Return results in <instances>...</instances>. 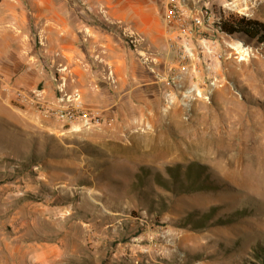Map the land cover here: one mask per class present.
Segmentation results:
<instances>
[{"label": "rangeland", "instance_id": "1", "mask_svg": "<svg viewBox=\"0 0 264 264\" xmlns=\"http://www.w3.org/2000/svg\"><path fill=\"white\" fill-rule=\"evenodd\" d=\"M4 3L0 31L15 28L6 10L28 11L18 22L32 48L19 60L23 45L0 42V264H264V41L217 26L233 14L264 23V0ZM44 8L69 13L83 43L88 24L117 33L141 65L119 92L158 88L159 111L90 107L63 67L48 89L4 75L6 62L42 60ZM105 81L120 89L110 71ZM65 93L78 100L58 107ZM178 165L180 184L194 165L206 187H173Z\"/></svg>", "mask_w": 264, "mask_h": 264}, {"label": "crops", "instance_id": "2", "mask_svg": "<svg viewBox=\"0 0 264 264\" xmlns=\"http://www.w3.org/2000/svg\"><path fill=\"white\" fill-rule=\"evenodd\" d=\"M4 1L22 2L23 0H1L0 4L2 6L5 5ZM28 13L26 10H6L7 17L16 18L15 21L11 22L15 28L7 27L4 31H0V42L9 43L11 41L23 45L19 48V60H23L25 52L32 48L30 43L28 49L25 50V45L30 42V36L25 30L26 27H23L18 22V19H21L22 23L23 19L22 24H25L24 18L28 16ZM54 14L57 13L45 8L34 12L38 21H42L40 32L38 33L40 39L39 49L42 51L39 54V58L42 60L37 63L36 70H34L32 65L28 67L29 61L24 63L21 61L19 68L12 65V63L6 62V74L4 75L20 74L24 81L34 79L38 82H44L45 88L48 89L52 88L53 77H55L54 80L58 78L56 71L63 67L68 70V73H62L59 77L69 78L72 75L74 81L77 80L78 83H81L85 102L90 107L104 108V110L105 108L106 110L112 109L113 113L124 117H129L132 114L131 111H126V106L133 110L141 108L142 111L144 109L148 111L152 109L154 112L159 111L162 104V95L161 90H158V88L155 92L144 95H136L131 90L124 94L119 92L123 87V79L126 73L130 72V67L139 69L141 65L139 58L136 57L133 51L127 49L124 40L117 33L109 31L103 25L94 26L88 24V38L83 37L84 41L88 40V44L83 43L79 36L81 31L79 32L76 26L67 21L71 19L68 15L69 13L63 12V16L57 14V19L53 18ZM133 18L134 24L137 28H140V20L136 19L137 16ZM36 24L39 25V22ZM29 54H26V56ZM30 57L32 59L33 54ZM15 60H18V58L15 57ZM54 66L55 69L53 70L52 67ZM22 69L23 71L20 72ZM108 71L111 72L120 88L110 94L104 91L108 85L105 81ZM144 73L146 72L144 71ZM135 74L139 76L140 69L139 71L135 70L134 76ZM150 84L153 86L155 81H151Z\"/></svg>", "mask_w": 264, "mask_h": 264}, {"label": "trees", "instance_id": "3", "mask_svg": "<svg viewBox=\"0 0 264 264\" xmlns=\"http://www.w3.org/2000/svg\"><path fill=\"white\" fill-rule=\"evenodd\" d=\"M217 26L219 30L229 36H234L236 34L243 35L244 37L258 41L263 42L264 41V23L259 22L254 19H249L245 16H239V15H229L224 16L221 15L220 20L217 23ZM182 166L178 165L176 167H167V173L173 178L174 184L173 187L179 186V188H183L184 192H196L201 191L206 187V184L204 181H199L200 179V171L194 166L189 165L184 171L186 175H189L192 177L190 180L188 179V182L185 184H180V171L182 172ZM159 182H161L162 186L167 187L170 185L166 179H163L159 176ZM199 181V185L196 183Z\"/></svg>", "mask_w": 264, "mask_h": 264}, {"label": "built area", "instance_id": "4", "mask_svg": "<svg viewBox=\"0 0 264 264\" xmlns=\"http://www.w3.org/2000/svg\"><path fill=\"white\" fill-rule=\"evenodd\" d=\"M184 32H185V31H184ZM61 90H63V89H61ZM65 96H66L67 98L62 97V98L59 99V101L62 102V103L57 104L58 107L67 108V107H69L68 104H70L71 106H73V103H72V102H74L75 100H78V98H73V99L71 100V96H70V95L67 96V93H65ZM66 100H67V101H66ZM67 102H68V104H67ZM66 105H68V106H66ZM91 122H92L91 119L88 118V124H90Z\"/></svg>", "mask_w": 264, "mask_h": 264}]
</instances>
